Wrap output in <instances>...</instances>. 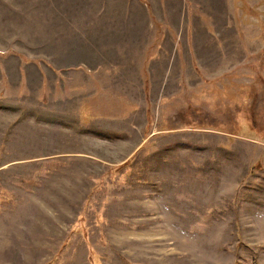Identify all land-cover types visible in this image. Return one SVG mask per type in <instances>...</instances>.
<instances>
[{
	"label": "rangeland",
	"instance_id": "obj_1",
	"mask_svg": "<svg viewBox=\"0 0 264 264\" xmlns=\"http://www.w3.org/2000/svg\"><path fill=\"white\" fill-rule=\"evenodd\" d=\"M0 264H264V0H0Z\"/></svg>",
	"mask_w": 264,
	"mask_h": 264
}]
</instances>
